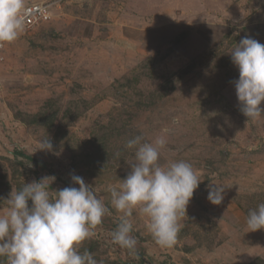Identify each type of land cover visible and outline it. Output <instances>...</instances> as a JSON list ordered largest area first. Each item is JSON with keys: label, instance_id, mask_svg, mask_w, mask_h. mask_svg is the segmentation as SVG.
Returning a JSON list of instances; mask_svg holds the SVG:
<instances>
[{"label": "rangeland", "instance_id": "obj_1", "mask_svg": "<svg viewBox=\"0 0 264 264\" xmlns=\"http://www.w3.org/2000/svg\"><path fill=\"white\" fill-rule=\"evenodd\" d=\"M31 2L50 4L52 18L0 52V198L44 178L12 154L18 148L62 180L83 177L109 208L103 222H116L108 187L134 162L127 141L151 142L167 128L160 163L187 161L202 182L170 248L133 212L136 253L154 264H264V229L246 224L264 203V117L240 112L230 55L245 36L264 44V0ZM47 137L51 152L38 149ZM211 184L224 187L220 205L207 199ZM50 188L64 186L55 178ZM94 232L81 251L103 264L138 261L102 224Z\"/></svg>", "mask_w": 264, "mask_h": 264}, {"label": "clouds", "instance_id": "obj_2", "mask_svg": "<svg viewBox=\"0 0 264 264\" xmlns=\"http://www.w3.org/2000/svg\"><path fill=\"white\" fill-rule=\"evenodd\" d=\"M23 0H0V43L15 41L23 31ZM238 69L233 81L240 112L247 119L264 117V44L245 36L231 51ZM169 129L151 142L142 135L129 139L127 149H135L130 171L118 185H110L112 206L121 214L111 243L136 255L137 238L133 235V212L147 218V228L156 243L175 245L194 191L202 182L191 163L178 160L160 163L161 150L168 143ZM39 150H53L50 138L40 141ZM37 149V150H38ZM117 157L120 152H116ZM55 177L24 183L19 190L0 198L6 206L0 212V257L8 264H103L86 248L105 215L110 214L102 197L79 175L71 176L68 186L50 194ZM208 201L220 205L224 187L209 185ZM29 202L31 204L29 205ZM250 231L264 229V203L247 214Z\"/></svg>", "mask_w": 264, "mask_h": 264}, {"label": "trees", "instance_id": "obj_3", "mask_svg": "<svg viewBox=\"0 0 264 264\" xmlns=\"http://www.w3.org/2000/svg\"><path fill=\"white\" fill-rule=\"evenodd\" d=\"M12 154L19 156L22 160L30 163L35 168H37L42 177H48V176L52 175V177H55L57 179V181L60 182L64 187L72 186V184L69 181L60 179L59 176L54 172L52 167L48 168L44 162H42L36 158H33L32 156H29L28 154L25 153L24 150L17 148L12 152ZM117 224H118V221H116V222H111V221L102 222V225L111 231L116 229ZM136 249L141 250V247L137 245ZM136 258L138 261L135 264H154L153 262L150 261V258H145L144 254H141V253L137 254L136 253Z\"/></svg>", "mask_w": 264, "mask_h": 264}, {"label": "built area", "instance_id": "obj_4", "mask_svg": "<svg viewBox=\"0 0 264 264\" xmlns=\"http://www.w3.org/2000/svg\"><path fill=\"white\" fill-rule=\"evenodd\" d=\"M21 17L23 20V30L35 28L43 23H47L52 18L50 4L44 2L24 4L21 10ZM4 43L6 42L0 43V52L4 48Z\"/></svg>", "mask_w": 264, "mask_h": 264}]
</instances>
